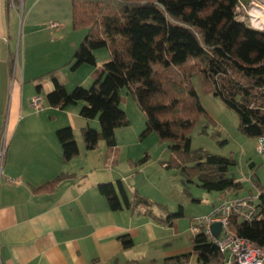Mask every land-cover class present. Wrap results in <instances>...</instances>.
<instances>
[{
	"label": "trees",
	"instance_id": "16d2710c",
	"mask_svg": "<svg viewBox=\"0 0 264 264\" xmlns=\"http://www.w3.org/2000/svg\"><path fill=\"white\" fill-rule=\"evenodd\" d=\"M70 1L72 27L86 29L71 57L72 68L96 66L93 52L102 47L108 49L109 59L101 71L95 67L89 89L76 86L67 92L53 77V88L45 99L57 108L84 102L79 116L97 118L99 123V130L89 125L80 129L85 148L93 150L99 141L105 143L107 154L114 148L115 129L128 124L118 106V91L124 88L144 115L142 136L155 133L159 141L169 143L173 155L190 154L193 159L188 161L193 160L194 165L188 168L197 169L200 185L206 189L219 193L239 190L240 182L225 177L230 160L208 153L196 156L190 151V131L206 115L196 78L206 92L236 114L238 129L245 137H264V29L252 28L237 18L239 3L247 0ZM55 133L63 161L79 153L70 126ZM174 162L183 171L189 164ZM64 177L59 174L36 190L52 191ZM254 187L259 192V218L246 223L233 217L230 226L264 250V186L256 183ZM98 190L107 197L112 210H133L142 205L146 208L143 213L162 221L153 213L157 204L137 193L129 201L120 181L101 183ZM181 215L179 210L164 223L171 224L172 216ZM119 238L124 247L131 246L129 235ZM191 252L198 264H224L223 255L203 232L194 234Z\"/></svg>",
	"mask_w": 264,
	"mask_h": 264
},
{
	"label": "crops",
	"instance_id": "0c3cea01",
	"mask_svg": "<svg viewBox=\"0 0 264 264\" xmlns=\"http://www.w3.org/2000/svg\"><path fill=\"white\" fill-rule=\"evenodd\" d=\"M71 19L70 0H22L15 8L0 0V136L11 113L25 117H17L12 129L4 133L0 264H198L191 252L192 224L188 228L191 244L186 247L178 242L182 232L172 222L163 225L152 214L143 213L146 208L142 205L112 210L107 197L99 192V184L120 181L129 201L133 193L151 198L140 189L144 181L137 180L129 143L118 147L115 136L110 153L103 141L87 150L80 129L86 125L96 129L98 120L79 116L84 102L72 108L48 105L45 96L53 88L52 78L61 80L57 72L66 69L86 34V29H74ZM51 23L57 25L50 27ZM15 70L18 83L13 86L12 107L7 110L10 76ZM92 72L86 70L71 86L93 81ZM44 75L50 78H41ZM36 95L45 106L42 102V109L33 113L29 100ZM75 115L81 119L77 127L71 123L76 121ZM64 126L73 129L79 148L68 161L62 159L55 133ZM119 148L124 149L123 155L117 153ZM139 171L144 173L145 166ZM59 174L66 177L52 191L36 190ZM236 192L226 190L217 200L253 193ZM125 234L132 240L129 247L119 238ZM184 254H188L185 259L181 257Z\"/></svg>",
	"mask_w": 264,
	"mask_h": 264
},
{
	"label": "rangeland",
	"instance_id": "374dc122",
	"mask_svg": "<svg viewBox=\"0 0 264 264\" xmlns=\"http://www.w3.org/2000/svg\"><path fill=\"white\" fill-rule=\"evenodd\" d=\"M252 3L258 5L260 9H257L261 10L264 17V0H247L246 3H239L237 18L243 20L252 28L264 29V18L263 23L257 24L258 21L253 20L250 16L253 8ZM93 53L96 66L83 64L76 71V69L72 70L74 63L72 60L65 65L66 69L64 71L57 72L58 75L56 74V76L61 79L58 81L67 92L76 87L71 86L73 85L72 82L83 78L86 70L91 71L97 67L101 71L103 64L109 59V52L105 47L96 49ZM15 71L16 73L12 71L10 76L7 110L12 107L13 86L18 83L17 70ZM41 78L49 79L50 77L44 75ZM92 82L91 79L77 86L89 89ZM194 83L206 115L199 118L190 131V151L194 152L196 156L208 153L230 160L225 177L240 182L241 188L237 190L238 193L248 194L251 190L254 194L257 191L254 184L257 183L260 187L264 186V156L257 151V140L245 137L238 129L236 114L225 107L219 98L206 92L198 84L196 78H194ZM118 97V106L125 112L128 124L115 129L116 139L118 138L117 146L124 145V142H126L129 143L130 149H133L134 162L137 166V180L144 181L140 189L144 195L151 197L147 198L145 196L146 199L158 205L153 207V211L162 219V224L167 225L164 223L167 216L176 214L181 210L182 215L172 216L171 222L174 228H179L182 232L178 242L187 247L191 244L192 237L188 228H190L196 217L208 214L218 205L219 201L217 199L220 197V193L216 190H208L200 185L201 181L198 178L199 172L197 169H189L194 165L193 160L188 161V159H193L190 154L178 153L173 155L168 147L169 143L159 141L155 133L142 136L145 118L135 100L124 88L118 91ZM42 102L45 106L44 101ZM73 106V104L68 105L69 108ZM30 111L36 112L32 107H30ZM17 117L19 119L21 117L25 118L17 115L13 117L11 113L10 119L4 125L3 133L6 134V130L9 132L12 129ZM75 118L76 121L71 123H75L73 125L77 127V120L81 119L78 115H75ZM95 126L97 127L96 130H99L98 121ZM74 131L78 134L75 128ZM118 152H121V155H123V152L125 153L123 148H119ZM171 158L175 160H171ZM174 161L189 164H185L187 168L183 171L182 166L177 165ZM121 162L123 161L120 159V164ZM144 166L145 171L141 174L139 170ZM120 168L122 169V167ZM176 242L174 240L173 243Z\"/></svg>",
	"mask_w": 264,
	"mask_h": 264
},
{
	"label": "built area",
	"instance_id": "2783aa9c",
	"mask_svg": "<svg viewBox=\"0 0 264 264\" xmlns=\"http://www.w3.org/2000/svg\"><path fill=\"white\" fill-rule=\"evenodd\" d=\"M8 6L15 8L22 4V0H7ZM51 23L50 27H55ZM29 106L36 112L42 109V98L39 95L29 100ZM257 151L264 156V137L256 139ZM6 148V136H0V161ZM11 183L15 180L9 179ZM259 192L248 194L242 197L221 200L208 214L196 217L192 223L194 233L203 232L208 240L223 255L224 264H264V250L254 245L248 239L240 237L230 226L233 217L237 220L251 223L259 218V211L256 207ZM213 223L220 224V231L215 235L211 231Z\"/></svg>",
	"mask_w": 264,
	"mask_h": 264
},
{
	"label": "bare ground",
	"instance_id": "6f19581e",
	"mask_svg": "<svg viewBox=\"0 0 264 264\" xmlns=\"http://www.w3.org/2000/svg\"><path fill=\"white\" fill-rule=\"evenodd\" d=\"M252 6H253V8L251 9V14H250V16L253 18V20H255V21H258L257 22V24H261V23H263L262 21H263V14H262V12H261V10L259 11L258 9H260L259 7H258V5L257 4H255V3H252ZM258 8V9H257Z\"/></svg>",
	"mask_w": 264,
	"mask_h": 264
},
{
	"label": "water",
	"instance_id": "95a60500",
	"mask_svg": "<svg viewBox=\"0 0 264 264\" xmlns=\"http://www.w3.org/2000/svg\"><path fill=\"white\" fill-rule=\"evenodd\" d=\"M211 231L215 235H218V233L220 231V224L219 223H213L212 226H211Z\"/></svg>",
	"mask_w": 264,
	"mask_h": 264
}]
</instances>
